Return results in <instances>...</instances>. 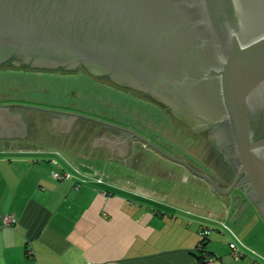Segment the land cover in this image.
Masks as SVG:
<instances>
[{
  "label": "water",
  "instance_id": "1",
  "mask_svg": "<svg viewBox=\"0 0 264 264\" xmlns=\"http://www.w3.org/2000/svg\"><path fill=\"white\" fill-rule=\"evenodd\" d=\"M7 60L14 69L82 65L182 121L184 110L198 113V127L224 118L237 165L225 186L130 127L21 103L0 104L1 137L17 131L10 107L47 114L55 130L77 119L113 128L126 134L120 142L142 143L264 221V0H0V64Z\"/></svg>",
  "mask_w": 264,
  "mask_h": 264
},
{
  "label": "crops",
  "instance_id": "2",
  "mask_svg": "<svg viewBox=\"0 0 264 264\" xmlns=\"http://www.w3.org/2000/svg\"><path fill=\"white\" fill-rule=\"evenodd\" d=\"M166 139L162 134L157 144L198 164L191 154L175 153ZM93 145L70 155L49 144L0 143V216L13 217L8 225L0 217V264H251L250 257L239 262L230 255L221 221L264 255V238L257 243L249 237L258 227L264 237V221L252 205L239 211L235 200L214 194L202 179L142 143ZM55 151L84 172L91 173L79 165H89L107 182L77 187L82 177L74 173L54 179L52 170L68 169ZM46 153L54 156L35 157ZM98 161L100 169L93 166ZM120 165L126 171L119 176L112 166ZM189 184L196 187H184Z\"/></svg>",
  "mask_w": 264,
  "mask_h": 264
},
{
  "label": "rangeland",
  "instance_id": "3",
  "mask_svg": "<svg viewBox=\"0 0 264 264\" xmlns=\"http://www.w3.org/2000/svg\"><path fill=\"white\" fill-rule=\"evenodd\" d=\"M26 70L25 72L21 69H14V68H4L0 67V83L1 82H7L5 85L0 84V98H6V97H18L22 99H32L37 102H47L49 104H61V105H73L76 107L83 108V110H88L91 112H97L102 113L105 115H111L113 117V121L116 124H120L123 126L130 127L137 132L141 133L142 135L148 133L147 136L151 137L153 142L160 143L157 138V135L149 134V132H146L144 127L139 125L137 123V120L140 118L138 116V109L142 108V111H144L145 106L144 98H134L130 97L128 98V101L126 105H124L123 109H119L115 106H112L111 103H108L106 101H99L96 102V96L97 94L101 92V89H99V86L96 84H91L84 80L81 75H78L76 72H62L56 73L50 71L44 72L45 70L41 71L39 73H35L34 70ZM27 72V73H26ZM27 80L28 85L21 84L23 81L25 82ZM31 84V85H29ZM103 93H107V90L102 87ZM113 92V91H112ZM111 92V93H112ZM118 100L121 102L122 99H127L123 94H118ZM116 96V97H117ZM132 96V95H131ZM137 107H139L137 109ZM56 109V108H54ZM64 110V109H61ZM147 110L144 111L143 114H145ZM77 112V111H76ZM141 115L142 117L144 115ZM88 115V114H87ZM140 115V114H139ZM155 115V116H154ZM152 116L153 125H155L156 129L155 131L163 134L167 139L165 141H168L171 145H173V151L175 153H179L181 155H187V153L190 155V158L195 162L198 163L197 165L203 167L207 172L215 173V165L212 163L211 155L209 154L208 148H206V145L204 143H196L197 138L193 137L191 134H188V130L185 129V125L181 124L182 129L180 128V125L176 123L173 119H170L169 117L166 118V120H161V114H154ZM160 119V120H159ZM112 121V122H113ZM166 121V122H165ZM75 124L74 129H71L67 135H73L75 134L79 126L77 127L76 121L73 122ZM72 123V126H73ZM177 127V128H176ZM73 128V127H71ZM38 129V128H37ZM177 129V130H176ZM64 131V130H63ZM68 131V130H65ZM38 130H36L32 137L37 136ZM187 136H186V134ZM65 134V135H66ZM155 134V133H154ZM183 136V138H182ZM185 136V137H184ZM159 137V136H158ZM92 139V137H91ZM90 139V141H91ZM22 142V141H21ZM20 143V142H19ZM22 143H30L29 140L23 139ZM42 144V143H40ZM95 143H89L92 145ZM93 147L96 148L95 145ZM175 147V148H174ZM168 151V150H167ZM52 157L53 154H43V155H36V158L40 157ZM165 159V158H164ZM169 163H174L170 160H166ZM102 165L100 161H98L96 164L93 163V166L100 169L102 168ZM178 165V164H177ZM203 165V166H202ZM214 165V166H213ZM84 170H88L91 173H94V169L92 167L79 165ZM114 169L112 171H117L118 175L125 174V168L120 165L118 170H116L115 166H112ZM109 169V167L106 168V171ZM191 186L196 187L195 185H187L184 187L191 188ZM230 224V222L228 221ZM232 225V224H230ZM222 230V227L220 228ZM261 230L260 227L257 228L258 233L256 232V235L252 233L249 237H251V240L254 239V236L257 239V243L264 238L262 237L261 233L259 232ZM250 231V230H245ZM227 240V239H226ZM255 240V239H254ZM227 242V241H226ZM262 242H264V239H262ZM239 262H242V260H237Z\"/></svg>",
  "mask_w": 264,
  "mask_h": 264
},
{
  "label": "trees",
  "instance_id": "4",
  "mask_svg": "<svg viewBox=\"0 0 264 264\" xmlns=\"http://www.w3.org/2000/svg\"><path fill=\"white\" fill-rule=\"evenodd\" d=\"M0 65H3V67L9 66V67L14 68V65L11 62V60H7L5 62H2V64H0ZM19 66L22 67L20 69L23 70L24 72L26 71V70H24L25 68H27V70L28 69L34 70L35 73H39L40 70L43 71V69H44V68L30 67L29 65H26V64H21ZM44 70H47V71H44L45 73L46 72L49 73L50 71L56 72V73H61L60 70L63 71V68L58 67L55 69H44ZM75 70H76V73L78 75H81V77L84 80H86L87 82H89L91 84L93 83V84L98 85L99 89H101V92L99 93V95L97 94V96H96V99H95L96 102L104 100L108 103H111V105L113 103L112 106H115L119 109H123L124 108L123 106L126 105L127 102H129L128 98L134 97V98L138 99L140 97L143 98L142 96H146L141 91H138V90H135V89H132L129 87L118 85V84L114 83L113 81H111L108 77H99V76L93 75L86 68H84L82 65H79ZM7 82H11V81H7ZM7 82H1L0 84L5 85V84H7ZM25 83H26V85H28L27 80L25 82L23 81V83H21V84L23 85ZM29 85H31V84H29ZM102 87H104V89L107 90V93H103L104 91L102 90L103 89ZM116 93L123 94V96H125L127 99H122V101L120 102L118 100V96ZM144 100L146 101V102H144V103H146V104H144V106H145L144 109L147 111L145 112V114H143L145 110L142 111V108L138 109L139 107H137V109H138L137 114L140 117L137 120V123L139 125H141L142 127H144L145 130H147L146 132H149V134H153V136L157 135V133L160 134V135H157V138L161 140L162 134L155 131L156 126L153 125V123H155V121H153L152 116L154 114H157V113L162 115L161 120H166V118L169 117L170 119H173L176 123H178L180 125V128L176 127L177 129H180V130L182 129V127H181L182 123L180 121H178L176 118H174L171 115V113L162 104L161 105L163 106V108L159 109L157 107V104L159 102H156L157 103L156 104L155 100H153V99L150 101L149 100L147 101L144 98ZM0 103H21V104L40 106V107H48V108L64 109V110H69V111H77V112H80V113H83L86 115L88 114L90 116L97 117V118H100V119H103L106 121H110V122L113 121V117H114L111 115H105L102 113L83 110V108L76 107L73 105L49 104L47 102H37V101L32 100V99H22V98H18V97L0 98ZM31 112H33V114H37V118H38L37 119V122H38L37 134L38 133L39 134L34 137V141L36 143H43V144H49V145H53V146H59L60 148H62V150H64L66 153H68L70 155H71V152L73 150L82 149L83 151H86L88 149L92 135L99 133L102 129V126H100L99 124L80 119L76 123L77 127L79 126V129L75 134H73V135H70V134L67 135L66 134L65 135V134L54 133L49 128L48 117L45 113L39 112V111L38 112L37 111H31ZM142 114L144 115L143 117L141 116ZM113 123H114V121H113ZM185 129H186V127H185ZM146 134L148 135V133H146ZM185 134H186V132H185ZM143 135L145 137L149 138L150 140H153L151 137H149L145 134H143ZM186 136H187V134H186ZM182 138H183V136H182ZM67 167H68V169L71 170V168L68 165H67ZM205 238L206 237H203L201 239L200 244H202V249H200V250H204L205 244L203 241Z\"/></svg>",
  "mask_w": 264,
  "mask_h": 264
},
{
  "label": "flooded vegetation",
  "instance_id": "5",
  "mask_svg": "<svg viewBox=\"0 0 264 264\" xmlns=\"http://www.w3.org/2000/svg\"><path fill=\"white\" fill-rule=\"evenodd\" d=\"M166 109L171 113L174 118L178 119V121L185 124V127L188 130V134H191L193 137L198 139L196 143L199 142L204 143L206 145V148H208L209 154L211 155L212 163L215 165H213L215 167V173H211L210 175L219 180L222 185H229L235 175L237 164L235 163V157L233 151L231 150L232 142H230L227 136V120L224 118H217L213 123L208 124L207 126L198 127V122H200L203 118L198 113L186 109L183 111L184 121H182L180 118L175 117L169 108L166 107ZM31 111L33 110L19 107H10L7 110L5 117L11 124L15 122L16 126L14 129H16L17 131L15 130L16 134L8 138L1 137L0 135V143H22L23 139L29 140L30 143H36L34 141V137L32 136L34 135L33 133L37 130L38 118L37 114H33V112ZM47 117L49 128L54 133L66 134L71 129H74L75 124L73 123V126H71L73 128L70 127L68 131L61 130L63 129L62 126L58 127V129L55 130L51 126L50 116L47 115ZM78 120L79 119L75 121L77 122ZM122 138H126V134H124L123 132H120L113 128L102 126V129L99 133L92 135L90 143H115L116 139ZM127 143L140 142L134 139H130L127 140ZM195 165L196 167L201 168V166L197 164Z\"/></svg>",
  "mask_w": 264,
  "mask_h": 264
},
{
  "label": "built area",
  "instance_id": "6",
  "mask_svg": "<svg viewBox=\"0 0 264 264\" xmlns=\"http://www.w3.org/2000/svg\"><path fill=\"white\" fill-rule=\"evenodd\" d=\"M54 153L56 155H59L60 158L64 159L66 165H68L71 168V170H67V169L52 170L51 176L54 179L56 180L72 179L74 173L82 177L76 181L77 187L84 184L88 180H93L97 184H104L107 182L103 174L96 175L94 173L84 172L80 168H77V166H75L72 161L66 159V157H64L63 154L58 153L57 151H55ZM52 161L54 162L55 165L61 166V164L58 162L57 159H53ZM0 217L3 225H8L11 222H13V217L9 214H3ZM220 225L229 237L228 246L230 250V255L234 259L239 260L244 257H250L251 264H264V255L260 254L255 249L246 245L236 234V232L231 228V226L226 224L224 221H221ZM199 233L205 236L208 233V229H206V227H203ZM198 248L202 249V244H199Z\"/></svg>",
  "mask_w": 264,
  "mask_h": 264
}]
</instances>
